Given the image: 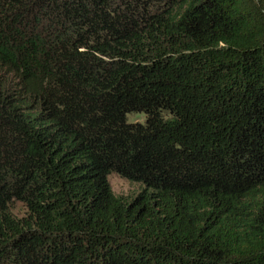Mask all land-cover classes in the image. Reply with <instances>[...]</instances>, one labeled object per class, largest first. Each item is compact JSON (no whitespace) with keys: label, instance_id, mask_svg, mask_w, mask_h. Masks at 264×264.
<instances>
[{"label":"trees","instance_id":"1","mask_svg":"<svg viewBox=\"0 0 264 264\" xmlns=\"http://www.w3.org/2000/svg\"><path fill=\"white\" fill-rule=\"evenodd\" d=\"M0 264H264V0H0Z\"/></svg>","mask_w":264,"mask_h":264},{"label":"rangeland","instance_id":"2","mask_svg":"<svg viewBox=\"0 0 264 264\" xmlns=\"http://www.w3.org/2000/svg\"><path fill=\"white\" fill-rule=\"evenodd\" d=\"M128 120L131 122H141L143 120L142 115H130ZM107 181L112 193L115 196L123 198H131L142 188L139 184L129 183L115 174H111L107 177ZM22 209L19 205L15 206V213H21Z\"/></svg>","mask_w":264,"mask_h":264}]
</instances>
